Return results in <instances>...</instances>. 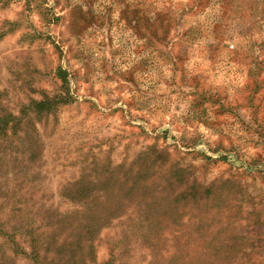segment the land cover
<instances>
[{
  "label": "rangeland",
  "instance_id": "1",
  "mask_svg": "<svg viewBox=\"0 0 264 264\" xmlns=\"http://www.w3.org/2000/svg\"><path fill=\"white\" fill-rule=\"evenodd\" d=\"M4 117L0 264H264V0H0Z\"/></svg>",
  "mask_w": 264,
  "mask_h": 264
},
{
  "label": "trees",
  "instance_id": "2",
  "mask_svg": "<svg viewBox=\"0 0 264 264\" xmlns=\"http://www.w3.org/2000/svg\"><path fill=\"white\" fill-rule=\"evenodd\" d=\"M64 93V96L69 98V94L68 92L66 91L63 92ZM46 99V98H45ZM40 100L39 102H37L35 104V108H42L44 107L45 105L48 107V106H51V109H53L54 107H56V105H58L59 103H61L63 101L64 98H62L61 96H59V98H57V100ZM13 119V120H12ZM14 119H16L15 117L11 118L10 120H6L5 117L3 119H0L1 122H4L5 126H0V132H3L6 130V126L8 125V123L10 121H14ZM3 125V124H2ZM200 230L204 229L205 230V226L204 224L202 225V227H198ZM217 244L213 245L211 242H205V241H198L196 246L199 248L200 252H201V255H203V257H212L213 259L221 254H217L218 251H221L223 245H222V241L220 240H217L216 241ZM209 263H212V261H208ZM223 263V262H220V264Z\"/></svg>",
  "mask_w": 264,
  "mask_h": 264
}]
</instances>
